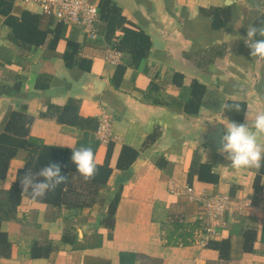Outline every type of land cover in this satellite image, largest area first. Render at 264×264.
<instances>
[{"label": "crops", "instance_id": "1", "mask_svg": "<svg viewBox=\"0 0 264 264\" xmlns=\"http://www.w3.org/2000/svg\"><path fill=\"white\" fill-rule=\"evenodd\" d=\"M89 1L97 6L100 0ZM113 1L126 19L123 25L142 29L151 41L147 56L136 66H126L118 88L111 79L123 56L120 52L118 64L105 59L111 48L105 37L91 41L77 27L63 25L54 48L47 43L52 35L39 46L21 45L0 16V131L10 110L24 111L32 117L30 138L65 149L91 147L99 164L110 145L112 169L99 192L104 200L100 210L92 207L95 202L55 208L22 196L15 213L0 224L10 242L0 264H264V175L255 186L257 169L225 167L214 139L216 126L224 134L218 120L243 124L247 115L251 123L264 111V59L252 57L245 43L249 28H264V0ZM21 11L42 17L41 28L57 23L49 25V17L34 5L13 2V15ZM121 34L117 28L115 36ZM68 39L80 47L71 67L63 57ZM79 59L88 60L89 68L79 67ZM152 79L159 89L146 95ZM194 82L202 86L201 96L199 89L192 94ZM192 97H199L198 109L185 112L184 104ZM69 100L93 125L106 112L113 139L102 143L97 127L58 123L56 112ZM124 145L138 156L128 170H119L116 162ZM26 154L21 149L9 161L0 179V201L25 166ZM201 165L208 169L200 171ZM172 185L182 191L171 192ZM187 186L197 195L220 192L230 197L214 239L229 240L226 257L197 242L205 215L201 203L183 191ZM116 194L110 219L107 207ZM176 223L182 227L176 229ZM189 229L195 234L182 238ZM34 243L49 253L31 256Z\"/></svg>", "mask_w": 264, "mask_h": 264}, {"label": "trees", "instance_id": "2", "mask_svg": "<svg viewBox=\"0 0 264 264\" xmlns=\"http://www.w3.org/2000/svg\"><path fill=\"white\" fill-rule=\"evenodd\" d=\"M13 2L14 0H0V16L3 17L5 25L10 29V37L21 45L39 46L46 41L47 36L52 35L47 43L51 48H54L56 42L63 33V24L55 23L53 28H41L40 24L42 17L36 14L28 11H21L18 16L13 15ZM97 8L99 20L102 22V24L98 23L99 33L110 42L109 46H111L112 49L121 52L123 56L121 63L117 65L111 79L113 87L118 88L122 81L126 66H136L141 59L145 58L150 51L151 41L149 36L142 29H135L123 25L126 19L113 0H100ZM47 21L49 25L53 24L52 19L47 18ZM117 28L121 29L122 32L119 37L115 36V30ZM79 49L78 43L71 39L67 40V49L63 57L68 67H71L74 63ZM89 63L90 62L85 59H79L78 61L79 67L83 70L89 68ZM175 76L181 77L180 75ZM154 80H151L146 95H150V93L159 89V85L155 83L156 81L154 82ZM196 89H199L201 96L203 88L201 85L194 82L192 84V94H194ZM193 97L184 104L185 112L195 113L197 111L200 99L197 97V101L196 99L194 100L195 97ZM153 99L156 102V99ZM56 120L58 123L69 124L78 128L97 127V124H92L94 121L92 118H84L79 115L73 100H69L58 109L56 112ZM31 121L32 117L24 111L10 110L2 124L0 131V179L5 177L9 161L17 156L19 150H25L27 154L24 157L25 166L17 171L11 187L6 191L5 198L0 201V213H2L0 214V224L3 219L15 213L22 196L30 198L28 193L22 191L19 182L20 177L29 171L35 173L39 168L49 163L58 164L61 169V174L66 177L64 183L57 186L54 190L47 192L42 199L35 201L45 203L55 208H61L63 206L68 209L90 206L95 201V197L99 195L100 190L105 188L112 171L109 165L110 145L107 148L105 161L101 164L96 163L97 170L95 174L91 178L85 179L76 171L75 164L71 160V149L73 148L65 149L55 145L43 144L28 136ZM137 156L138 152L135 149L126 145L122 146L116 162V168L119 170H128ZM207 169L208 167L204 165L200 166V171ZM262 175H264V164H262L255 176V186L260 182ZM206 179L215 181L216 177L207 176ZM78 189L87 193L86 196L91 197L87 200L86 196L83 197L82 193L77 192ZM118 198L119 195L116 194L108 203L107 217L110 219L113 217ZM175 225L176 229L182 227V224L176 223ZM194 234L195 231L189 229L186 233H183L181 237L190 238L191 235ZM66 239L68 238H65V240ZM207 245L216 249L221 258L227 256L229 249L228 239L210 240ZM9 246L10 242H8L6 234L0 230V256H6L8 254ZM40 249L41 248L34 243L31 256H45L50 251L49 248L44 252Z\"/></svg>", "mask_w": 264, "mask_h": 264}, {"label": "clouds", "instance_id": "3", "mask_svg": "<svg viewBox=\"0 0 264 264\" xmlns=\"http://www.w3.org/2000/svg\"><path fill=\"white\" fill-rule=\"evenodd\" d=\"M264 37V28L251 27L247 30L245 43L250 49V55L257 59H264V39H255L256 36ZM229 105H223L228 109ZM218 123L224 126L219 152L224 156L227 164L225 167L232 171L249 169L259 170L264 164V111H258L251 123L237 124L229 120L220 119ZM71 160L76 171L85 179L91 178L97 164L91 147H77L71 149ZM66 177L61 174L58 164L49 163L38 171H29L19 182L23 192L29 194L32 200L42 199L47 192L54 190L64 183Z\"/></svg>", "mask_w": 264, "mask_h": 264}, {"label": "built area", "instance_id": "4", "mask_svg": "<svg viewBox=\"0 0 264 264\" xmlns=\"http://www.w3.org/2000/svg\"><path fill=\"white\" fill-rule=\"evenodd\" d=\"M14 3L26 7L34 5L41 15L65 26L77 27L88 40L103 41V35L99 33L97 6L89 0H14ZM261 12L264 16V1L261 4ZM105 59L113 64H118L121 53L115 49L107 48ZM109 125V115L106 112H101L96 132L102 143L113 139ZM170 190L173 193L182 191L180 187L174 185L170 187ZM183 191L190 200L200 202L202 205L206 223L204 229L197 232V242L206 245L217 237L219 228L224 224L225 212L231 205V199L227 194L220 192L208 196L197 195L189 186L185 187Z\"/></svg>", "mask_w": 264, "mask_h": 264}, {"label": "water", "instance_id": "5", "mask_svg": "<svg viewBox=\"0 0 264 264\" xmlns=\"http://www.w3.org/2000/svg\"><path fill=\"white\" fill-rule=\"evenodd\" d=\"M104 82H105L104 79L103 80H99V82L97 84L98 89H100V88L102 89L103 88ZM101 89L100 90H96L94 92L96 94L100 93ZM215 129H216V133H215L216 135H215L214 139L216 140L217 147L220 148V141H221V137L223 136L222 129H221L220 126H216Z\"/></svg>", "mask_w": 264, "mask_h": 264}, {"label": "rangeland", "instance_id": "6", "mask_svg": "<svg viewBox=\"0 0 264 264\" xmlns=\"http://www.w3.org/2000/svg\"><path fill=\"white\" fill-rule=\"evenodd\" d=\"M78 193H82V195H83V197H85L86 196V194L87 193H85V192H83L82 190H80V189H78V191H77ZM91 196H86V199L88 200L89 198H90ZM95 204H94V206H92V205H90V206H92V207H94L95 209H97V210H100V209H102L103 208V206H104V200H103V198H102V196L101 195H99L98 197L96 196L95 197ZM105 205H106V203H105Z\"/></svg>", "mask_w": 264, "mask_h": 264}]
</instances>
